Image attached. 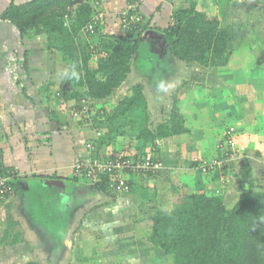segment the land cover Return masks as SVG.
<instances>
[{
  "label": "crops",
  "instance_id": "1",
  "mask_svg": "<svg viewBox=\"0 0 264 264\" xmlns=\"http://www.w3.org/2000/svg\"><path fill=\"white\" fill-rule=\"evenodd\" d=\"M95 1L99 2L97 7L106 13L103 23H106L109 31L117 27L110 18L113 13L120 11L122 14L130 9L134 14L138 13L143 21L149 19L151 22L149 28L155 26L165 28L170 22L172 6L175 5V2L168 3V0ZM141 1L144 3L143 6L139 4ZM181 1L187 5L194 3L199 12L216 17L219 22L228 19L224 28L230 32L232 23L230 21L234 20L232 18L234 14L232 15L230 11L232 8L212 12L209 0ZM130 3L132 4L129 5ZM5 4H2V7L5 6L4 9L8 6ZM145 12L151 17L145 15ZM149 32L144 34L145 37L139 45L147 42L158 53L156 47L159 41L154 39L152 42L153 38L149 37L152 33ZM119 34L121 35V32ZM24 40L29 39L22 40L19 31L13 25L7 22L0 23L1 62L5 63L6 58H12L13 52H19L24 56L26 65L21 72L24 79L0 71V172L11 175L15 191L9 200H0V213L2 208L11 205L14 216L19 213L26 218L31 216L33 222L31 226L40 227L39 223L44 220L32 217L34 212L28 207L31 203L29 197L27 198L30 190L29 181L38 182L41 188L49 192L52 189L51 193L63 199L68 197L72 200L75 196L73 213L78 202L83 199L90 200L92 206H98L101 201V197H98L100 191L93 190L88 180L75 176L73 167L78 162L112 152L131 159L159 160L164 168L154 175L125 174L123 178L130 186L129 193H112L110 188L107 189V192L110 191L107 196L112 199L111 205L116 204L115 215L111 218L126 219L130 215H125L128 213L132 215L137 210L144 213L143 215L147 213L148 216L155 210L169 211L174 190L182 194L218 196L226 207L231 208L238 199L239 175L243 165L251 168V182L261 187L264 192V67L259 62L264 53L257 54L252 49L251 52L246 51L245 45H241L242 42L236 46L230 42L232 56L226 67L218 69L220 71L216 69L211 71L195 63L185 64L176 60L172 66V58L165 59L164 62L169 63L168 74L163 75L158 82L145 78L147 84L143 85V93L147 99V119L138 116L135 111L126 113L119 118L121 121L119 127L115 125V131H111L115 127L106 129L105 126L101 129L98 127L100 125L89 123L83 118L81 120V115L74 116V112L80 111L81 104L72 100L64 101L60 95L62 91L59 89L51 91V83L43 86L47 91L39 89L40 85L37 86L36 80H40V73L36 67L30 68L32 64L30 61L40 63L42 55L39 52L27 51L24 48L26 45ZM14 43L18 45L19 50H13ZM146 62L149 63L148 60ZM134 63L133 79L137 80L141 74L144 76V72L136 67L137 61L134 60ZM156 67L157 64L153 65V70ZM44 69L47 70L46 67ZM153 82L157 84L156 88ZM139 83L141 82L136 84ZM171 83L174 88L172 92L167 91L168 84ZM28 87L31 90L35 89L34 95L29 94ZM177 89H180L176 99L177 108L185 120L188 132L145 141V134L140 137L144 129L153 133L159 124L166 123L169 119L164 109L163 98L170 96L172 104V94ZM40 91L43 93L40 94ZM53 92L55 93L51 95ZM128 95L124 94V97ZM75 105L77 107H74ZM85 122L89 124L88 127ZM96 131H100L101 135ZM110 131L116 135V143L106 139ZM229 134L241 149L237 159L208 172H202L200 166L203 162L221 160L229 152V147L225 143ZM87 143L93 144V151L86 147ZM51 183L55 188L50 186ZM82 194L84 197H78ZM111 205L98 208L96 213L99 216L105 215L111 210L108 209ZM98 215L95 218L99 217ZM14 216L10 215L9 224H12ZM130 230H127L128 234L133 233ZM138 230L134 233L140 232ZM5 235L6 232L0 236V242L3 243L0 245V264L4 263V254L9 253L4 245L12 247L23 243L22 239L16 238L17 235L12 236L13 241L9 236L7 240Z\"/></svg>",
  "mask_w": 264,
  "mask_h": 264
},
{
  "label": "trees",
  "instance_id": "2",
  "mask_svg": "<svg viewBox=\"0 0 264 264\" xmlns=\"http://www.w3.org/2000/svg\"><path fill=\"white\" fill-rule=\"evenodd\" d=\"M95 2L98 6V1L83 0L71 9L70 0H30L20 5L11 0L0 13V20L13 25L22 39H32V26L38 28V39L47 49L53 48L52 37L58 38L60 45L56 50L72 67L69 80L73 88L61 93L64 101L81 103L110 96L133 72L134 60L139 59L137 45L149 31L166 37L165 59L172 58L171 64L176 60L185 64L195 63L206 69L224 68L232 56L229 30L221 27L216 17L199 12L194 3L187 9L174 11L165 28L145 26L144 19L137 13L139 21L129 23L134 13L130 9L117 16L123 23L121 35L102 36L105 29L99 27L98 38L102 37L100 48L81 46L77 36L84 32L94 12L98 11ZM65 19L71 23L65 25ZM98 50L104 56L97 58L93 71H88L91 53L98 54ZM259 62L264 67V56L259 58ZM97 76L101 79H96ZM42 89L47 91L46 87ZM143 89L141 83L132 85L129 95L116 107V116L135 111L147 119V99ZM179 90L172 94V107L166 123L159 124L153 133L148 129L141 132L140 137L146 135L145 141L188 132L177 108ZM73 173L86 179L83 174L76 175L74 168ZM10 183L14 195V185ZM239 186L238 199L231 208L226 207L218 196L182 194L174 190L171 209L155 210L150 217L139 222L141 227L138 226L148 230L150 246L171 257L172 264H264V192L251 182L249 166L243 165ZM91 188L107 192L108 179L104 177ZM25 264L38 263L29 261Z\"/></svg>",
  "mask_w": 264,
  "mask_h": 264
},
{
  "label": "rangeland",
  "instance_id": "3",
  "mask_svg": "<svg viewBox=\"0 0 264 264\" xmlns=\"http://www.w3.org/2000/svg\"><path fill=\"white\" fill-rule=\"evenodd\" d=\"M28 1L30 0H15V3L16 5H20ZM81 1L83 0H70V8L74 9ZM9 2L10 0H0V13L5 7H2V4L6 3L8 5ZM173 2H175V5L172 6V13L177 10L187 9L190 6L185 4V2H180V0H168V3ZM139 4L142 6L144 5L142 1L139 2ZM209 5L211 8L209 9L213 10L212 12L232 8L230 10L231 14H234V16L231 15L234 20L230 21L232 22L230 26L232 45L236 46L239 42H242L241 45H245L246 51L251 52L252 49V51L254 50L257 54L264 53V0H209ZM99 10L104 17V14H106L105 11L101 8ZM118 14H120V11H115L112 17H110L117 27L114 30L109 31V27L104 23L105 25L102 27L105 30H103L102 36L112 37L120 35L119 29L122 28L123 23L118 19ZM148 14V12H145V15L148 16ZM148 17H151V15ZM167 19L168 18H166V20ZM2 22L5 23L6 21L4 22L0 20V23ZM64 23L65 25H69L71 21L65 19ZM219 23L221 27H224L228 23V19L220 20ZM150 24L151 22L149 19H145L144 25L148 26ZM30 29V34L33 36L32 38L34 40H24L26 42L24 48L27 49V51L39 52L42 55L40 59L42 62L35 63L30 61V63H32L30 64V68L36 67L40 73V80H36L37 86L40 85L39 89L41 90L44 85L51 83V91L60 90L64 92L72 90L73 87L69 80V73H71L72 67L61 58L56 50V47L60 45L58 38L53 36L51 39V45L53 48L47 49L38 39V28L32 26ZM99 35L100 34L98 33L96 35L97 37H89L86 36L84 32H79L77 40L81 46L91 47L96 44L99 45L102 38H98ZM139 43H141V41ZM139 43L137 45L138 50L136 51L139 57V59L137 58L138 63L136 67L139 71L144 72V76L141 74L139 76L140 80H136L133 79L135 74L129 73L126 80L122 81L110 96L103 99H89L88 101L81 102V105H79L81 106V120L86 119L89 123L100 125L98 127H101V129H104L105 126H107L106 129L112 126L114 128L115 125L116 127H119V124H121L119 118H121V116H116V107L120 105L124 94H129L130 86L135 85L138 82H141L142 85L145 86L147 84V80H145L146 77H150V80L158 82L163 75L168 74L167 68L169 63L167 61L164 62L167 56V46L164 48L163 53H159L158 55L157 51L153 50L149 43L146 42L140 45ZM12 48L13 50H19L18 45L15 43L12 44ZM43 51L45 53H43ZM86 51L87 54H90L89 50ZM17 53L13 52V55L11 56L12 58H6L5 63L0 60V71L3 70L6 73L12 74L13 77L18 76L20 79H24L25 77H23L21 72H23L22 68L25 64V59L22 54L19 53L17 55ZM54 57H57L60 60L57 61ZM147 60L149 63L146 62ZM161 62L164 64L160 65ZM151 64H157L156 69L153 70V65ZM5 66H7V68ZM44 67H46L47 70H45ZM95 67L96 60L93 53H91L90 59L87 62V69L88 71H93ZM197 68L200 69L198 66ZM146 69L147 72L145 71ZM214 69L218 70L219 68ZM53 70H55L54 74ZM210 70L212 71L213 69ZM152 71H154L153 74H151ZM96 79L100 80L101 77L97 76ZM152 84H154V82ZM172 84L173 83L168 84L167 91L170 90L172 92V89H174ZM156 85L157 84H154L155 88ZM28 88V91L30 92L29 94L34 95L35 89L31 90L30 87ZM39 93L42 94L43 92L40 91ZM54 93L55 92L51 93V95ZM163 99L165 102L164 109L169 116L170 105L172 107V104H170V96L167 95ZM74 107H77V105ZM84 124L87 127L89 125H87L86 122ZM116 127L114 129L111 128L112 130H108L115 131ZM111 131L106 139H110L111 142L116 143V135L112 134ZM115 154L117 153L115 152ZM89 161L90 160L83 161V163H88ZM28 185L30 190L27 198L29 197L28 200L31 201V203L29 202L30 205L28 207L34 212L32 217L44 220L39 223L42 231H40V227L33 228L31 226V223L33 224L31 216L26 218L22 213L14 216L11 212V205L7 208H2L0 213V236L1 233L4 234L6 232L5 237L7 240L9 236V238L11 237L10 240L13 241L12 236L17 235L16 238L22 239L23 241L21 244L22 246L20 245L21 247L19 245L12 247L4 245V247L9 250V253L6 252L4 257L1 256L4 258L3 264H23L29 261H35L38 264H172L171 257L164 255L162 251L157 248L150 247L148 242V230H145V228H139V226L141 227V223L139 222L146 220V218L151 216V213L149 216L147 213L143 215L144 213L137 210L132 215L129 213L125 215L130 216L126 219L123 218L124 220L114 217L111 218L112 215H115L116 204L111 205L112 199L107 196L110 192L98 193V197H101L98 206H92L90 200L87 201V199H83L78 202L76 210L73 213V199L75 196L72 200L68 197L67 199H63L60 196L51 193V188L50 192L41 188L38 182L29 181ZM69 186L70 184L67 187ZM51 187L55 188V185L51 183ZM78 197H84V195L82 194ZM88 198H90V196ZM109 205L111 206L108 209L111 210H108L105 215L103 214L99 216L96 213L98 208H106ZM10 215H13L16 218V220H14L15 218H12V224H9L10 221H8ZM96 215L99 217L95 218ZM129 229L133 232L132 234H128L127 230ZM125 230L127 232H125ZM137 230L140 232L134 233V231ZM1 242L0 245L3 244Z\"/></svg>",
  "mask_w": 264,
  "mask_h": 264
},
{
  "label": "built area",
  "instance_id": "4",
  "mask_svg": "<svg viewBox=\"0 0 264 264\" xmlns=\"http://www.w3.org/2000/svg\"><path fill=\"white\" fill-rule=\"evenodd\" d=\"M133 14L129 19V23L133 21L138 22L140 19L137 17L136 13L134 16ZM103 19L104 18L101 11H95L91 17V22L84 29L85 35L89 37H95L100 31L99 27H102L104 24ZM94 46L95 50L100 48L98 44ZM96 53L97 52H95L93 55L95 60H97L98 57L104 56V53H102L101 50H98V54ZM80 112L81 110L79 112H74L73 115L80 116ZM230 131L232 132L233 129ZM96 132L98 135H101L100 131ZM225 143L231 150L230 153H226L221 160L214 159L210 160L209 162H203L200 166L202 172H208L217 166H222L237 159L238 153L241 151V149L238 148L235 140L230 134L226 137ZM87 148H89L91 151L94 150L92 143H87ZM73 168L76 175L79 176L83 174L91 185L100 183L102 179L106 177L108 179L109 188L111 191H113V193L125 194L129 193L131 190L128 183L124 181L123 177L125 174L154 175L163 170L164 165L159 160L151 158L131 159L123 157L120 154L110 153L102 157H94L93 159H90L88 163L78 162ZM10 177L11 176H9L8 173H0L1 201H7L13 196Z\"/></svg>",
  "mask_w": 264,
  "mask_h": 264
},
{
  "label": "water",
  "instance_id": "5",
  "mask_svg": "<svg viewBox=\"0 0 264 264\" xmlns=\"http://www.w3.org/2000/svg\"><path fill=\"white\" fill-rule=\"evenodd\" d=\"M148 33V32H147ZM149 33H152V35H150L149 37H152L153 39H151L152 42H154L153 40L155 39L157 42H158V45H157V50L160 54L163 53L164 51V48L167 46L168 42H167V39L165 36L163 35H160L156 32H149ZM51 186V184H50Z\"/></svg>",
  "mask_w": 264,
  "mask_h": 264
},
{
  "label": "clouds",
  "instance_id": "6",
  "mask_svg": "<svg viewBox=\"0 0 264 264\" xmlns=\"http://www.w3.org/2000/svg\"><path fill=\"white\" fill-rule=\"evenodd\" d=\"M98 4H99V2H98ZM94 5L97 6V3L95 2ZM95 9H96V8H95ZM102 26H103V25H102ZM100 27H101V26H100ZM100 30H101V29H100Z\"/></svg>",
  "mask_w": 264,
  "mask_h": 264
}]
</instances>
